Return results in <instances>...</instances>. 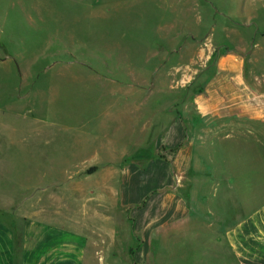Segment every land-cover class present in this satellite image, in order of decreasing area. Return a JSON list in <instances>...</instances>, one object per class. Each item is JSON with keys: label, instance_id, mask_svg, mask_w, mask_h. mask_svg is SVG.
<instances>
[{"label": "rangeland", "instance_id": "rangeland-1", "mask_svg": "<svg viewBox=\"0 0 264 264\" xmlns=\"http://www.w3.org/2000/svg\"><path fill=\"white\" fill-rule=\"evenodd\" d=\"M226 52L247 55L264 88V0H0V213L44 209L85 229L114 215L115 243L98 254L94 241L90 264H194L202 241L188 225L146 243L138 216L154 218L161 193L146 183L162 157L157 117L189 120ZM104 156L113 169L96 166ZM107 178L116 197L104 204Z\"/></svg>", "mask_w": 264, "mask_h": 264}, {"label": "crops", "instance_id": "crops-1", "mask_svg": "<svg viewBox=\"0 0 264 264\" xmlns=\"http://www.w3.org/2000/svg\"><path fill=\"white\" fill-rule=\"evenodd\" d=\"M254 46L257 51V39ZM248 64L249 57L238 52L220 55L203 92L193 98L196 113L189 120L161 114L153 128L162 157L147 163L146 183L156 181L161 193L155 194L154 218L140 212L138 230L146 243L154 232L159 244L162 235L173 237L188 225L195 243L202 241L194 264H264V131H255V124L264 127V88L253 84ZM212 121L223 122V128L206 126ZM146 131L147 123L141 129ZM141 138L129 146L141 144ZM109 159L104 156L96 166L113 169ZM102 184L107 188L95 200L114 202L113 180ZM137 193L123 198L130 202ZM113 216L85 229L82 220L69 228L71 219L44 209L28 216L0 213V264H90L94 241L98 254L110 238L115 243Z\"/></svg>", "mask_w": 264, "mask_h": 264}]
</instances>
